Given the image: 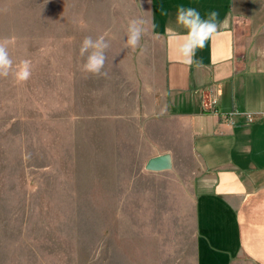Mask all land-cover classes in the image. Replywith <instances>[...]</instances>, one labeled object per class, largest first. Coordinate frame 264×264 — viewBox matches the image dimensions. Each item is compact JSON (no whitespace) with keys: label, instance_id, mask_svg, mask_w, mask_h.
<instances>
[{"label":"rangeland","instance_id":"obj_1","mask_svg":"<svg viewBox=\"0 0 264 264\" xmlns=\"http://www.w3.org/2000/svg\"><path fill=\"white\" fill-rule=\"evenodd\" d=\"M132 19L146 33L136 0H0V40L32 65L0 78V264H194L196 164L186 142L148 158L174 143L137 125ZM101 35L97 77L79 49Z\"/></svg>","mask_w":264,"mask_h":264},{"label":"crops","instance_id":"obj_2","mask_svg":"<svg viewBox=\"0 0 264 264\" xmlns=\"http://www.w3.org/2000/svg\"><path fill=\"white\" fill-rule=\"evenodd\" d=\"M136 1L148 14L133 58L137 125L174 143L148 158L174 162L186 142L195 161L194 264H264V0ZM181 7L217 13L192 64L175 51L188 34Z\"/></svg>","mask_w":264,"mask_h":264},{"label":"clouds","instance_id":"obj_3","mask_svg":"<svg viewBox=\"0 0 264 264\" xmlns=\"http://www.w3.org/2000/svg\"><path fill=\"white\" fill-rule=\"evenodd\" d=\"M216 16V12H211L209 18L205 20L195 8L181 7L178 9L176 22L187 28L188 34L182 41L177 42L175 51L184 58L187 64L193 63L196 49L203 47L207 39L217 34V24L214 22ZM143 23L144 21L140 19H132L128 22L126 47L134 50L139 45L144 34ZM166 31L172 33L173 29L169 27ZM8 44V40H0V78H7L11 75L16 83H25L32 75L31 61L23 59L16 63L10 55ZM108 48L109 43L105 36L101 35L96 39L86 36L79 49L81 57L86 58L83 71L97 77L107 76L103 69L106 61L105 52ZM258 54L264 56V49L259 50Z\"/></svg>","mask_w":264,"mask_h":264},{"label":"water","instance_id":"obj_4","mask_svg":"<svg viewBox=\"0 0 264 264\" xmlns=\"http://www.w3.org/2000/svg\"><path fill=\"white\" fill-rule=\"evenodd\" d=\"M169 161L168 156H161L156 159H152L148 167L153 170H161L168 166Z\"/></svg>","mask_w":264,"mask_h":264}]
</instances>
